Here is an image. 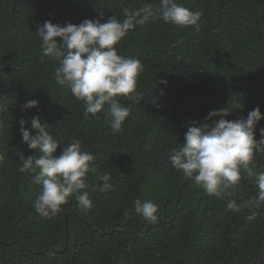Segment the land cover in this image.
Wrapping results in <instances>:
<instances>
[{
	"label": "trees",
	"instance_id": "obj_1",
	"mask_svg": "<svg viewBox=\"0 0 264 264\" xmlns=\"http://www.w3.org/2000/svg\"><path fill=\"white\" fill-rule=\"evenodd\" d=\"M177 2L203 13L198 31L150 18L117 46L121 56L141 60L144 71L140 101L118 98L131 113L114 134L106 111L100 119L85 115L83 102L56 82L58 65L43 54L37 30L45 21L122 20L124 9L154 11L159 0H0V104L8 109L0 126V264H264V198L257 199L261 211L246 199L260 195L264 151L254 152L255 175L242 170L230 187L242 204L228 189L207 194L170 162L189 123L206 122L212 110L227 108L226 119L237 120L259 107L255 138L261 139L264 0ZM32 99L38 108L22 111ZM33 115L62 147L79 141L94 155L88 184L99 186L100 176L111 175L110 191L91 193V209L69 197L50 218L35 212L40 185L19 171L21 154L39 155L19 132V120ZM136 199L157 206L156 222L135 213Z\"/></svg>",
	"mask_w": 264,
	"mask_h": 264
},
{
	"label": "clouds",
	"instance_id": "obj_2",
	"mask_svg": "<svg viewBox=\"0 0 264 264\" xmlns=\"http://www.w3.org/2000/svg\"><path fill=\"white\" fill-rule=\"evenodd\" d=\"M159 2L160 6L154 11L150 5L135 11L124 9L122 20L114 15L106 20L101 16L94 21L84 19L79 24L63 26L45 21L37 30L43 54L58 65L55 68L56 82L67 85L71 94L83 102L85 115L100 119L99 114L106 111L114 134L122 131L131 113V108L122 105L118 98L124 97L134 103L140 101L136 87L138 76L144 71L141 60L118 54L117 46L121 40L137 24H143L150 18L178 27L200 29L201 11H190L177 0ZM38 103L35 99L28 100L21 110L38 108ZM7 111V107L0 104V126ZM231 111L227 108L212 110L205 118L206 122H190L182 147L174 150L170 162L175 170L194 180L207 194L218 196L228 189L237 201L230 187L240 181L242 170L255 175L250 165L254 152L264 151V129L260 130L261 139L257 140L255 130L262 118L259 107L248 112L246 119H226ZM209 120L211 123L207 122ZM26 124L30 128H26ZM19 125L22 142L32 152L39 153L38 156L27 157L21 154L19 167L20 172L32 174L34 183L40 185V192L33 203L37 214L45 218L56 215L69 197H74L80 208L89 210L93 205L92 192L112 189L111 175L107 172L99 177L101 185L87 183L86 176L92 170L91 163L95 157L82 150L79 141L62 147L61 139L50 135L49 125L42 123L38 115L27 120L21 118ZM4 159L0 155V164ZM256 182L260 195L246 199L261 211L262 205L257 199L264 198V172L258 174ZM134 211L150 223L158 219V208L151 201L136 199Z\"/></svg>",
	"mask_w": 264,
	"mask_h": 264
},
{
	"label": "water",
	"instance_id": "obj_3",
	"mask_svg": "<svg viewBox=\"0 0 264 264\" xmlns=\"http://www.w3.org/2000/svg\"><path fill=\"white\" fill-rule=\"evenodd\" d=\"M237 202H238L239 204H242V203H243V200H237ZM259 210H261V208H260ZM64 217H66V214H64ZM113 230H114V228H113ZM67 239H68V234H67ZM53 250H54V249H53ZM2 256H4V253L2 254ZM3 264H5V263L3 262Z\"/></svg>",
	"mask_w": 264,
	"mask_h": 264
}]
</instances>
